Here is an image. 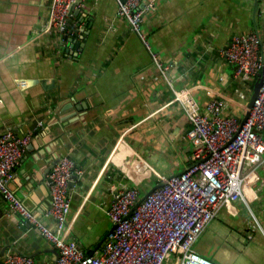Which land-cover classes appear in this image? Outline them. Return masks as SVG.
<instances>
[{"label": "crops", "instance_id": "obj_1", "mask_svg": "<svg viewBox=\"0 0 264 264\" xmlns=\"http://www.w3.org/2000/svg\"><path fill=\"white\" fill-rule=\"evenodd\" d=\"M51 1L0 0V135H31L9 187L54 227L48 175L60 157L71 156L82 173L68 186L64 237L100 254L113 227L107 209L116 188L137 186L144 196L159 174L190 164L191 122L175 88L202 105L223 96L227 114L246 113L257 79L236 77L220 50L236 34L262 31L264 0H156L142 27L171 64L165 75L119 16L118 0H82L66 32L49 25ZM262 172L248 181L246 200L219 210L197 251L220 264H264ZM9 205L0 192V257L14 251L55 264L57 248Z\"/></svg>", "mask_w": 264, "mask_h": 264}, {"label": "built area", "instance_id": "obj_2", "mask_svg": "<svg viewBox=\"0 0 264 264\" xmlns=\"http://www.w3.org/2000/svg\"><path fill=\"white\" fill-rule=\"evenodd\" d=\"M52 0L49 25L66 32L71 3ZM156 0H118V14L126 18L151 51L165 75L171 64L163 63L152 49L142 27L146 11ZM261 32L236 34L220 52L235 65L236 77H262L248 118L226 113L228 102L215 97L202 105L186 88L175 90L174 100L182 103L191 127L187 137L194 150L188 167L171 176L159 174V182L146 197L137 186L121 185L107 209L113 223L100 254L87 253L78 243L67 241L64 228L71 210L68 186L75 167L69 155L60 157L48 175L50 204L47 214L55 225H46L14 193L9 182L23 158L31 135L18 136L8 130L0 135V192L10 201L13 212L38 226L57 248L55 264H220L201 254L196 243L219 210L237 199L246 200L245 187L262 172L264 191V11ZM0 264H36L24 253L10 251Z\"/></svg>", "mask_w": 264, "mask_h": 264}, {"label": "water", "instance_id": "obj_3", "mask_svg": "<svg viewBox=\"0 0 264 264\" xmlns=\"http://www.w3.org/2000/svg\"><path fill=\"white\" fill-rule=\"evenodd\" d=\"M82 2V0H75L71 3L70 5V8H69V14H72V13H77L80 14V9L77 8L76 6L78 4H80ZM258 4V1H256V5ZM43 83H45L43 80H42ZM261 83H262V77L259 76L256 83H255V86H254V91H253V94L251 95V98L250 100L248 101V105H247V110H246V113L244 114V116L241 118V122L244 123L246 121V119L248 118L249 116V113L251 111V108H252V105L254 103V100L257 96V93H258V90H259V87L261 86ZM154 189V188H153ZM151 189L148 193H146L144 195V197H146L149 193H151V191L153 190ZM113 228V227H112Z\"/></svg>", "mask_w": 264, "mask_h": 264}, {"label": "bare ground", "instance_id": "obj_4", "mask_svg": "<svg viewBox=\"0 0 264 264\" xmlns=\"http://www.w3.org/2000/svg\"><path fill=\"white\" fill-rule=\"evenodd\" d=\"M256 5V4H255ZM259 6V5H258ZM261 13V12H260ZM75 28V27H74ZM59 30V29H58ZM60 31V30H59ZM71 31V30H70ZM73 31V30H72ZM58 32V31H57ZM60 33V32H59ZM67 35V34H66ZM71 35V34H70ZM223 46V45H222ZM222 48V47H221ZM220 48V49H221ZM219 49V48H218ZM155 62V61H154ZM162 62H164V61H162ZM230 63V62H229ZM231 64V63H230ZM159 68V67H158ZM235 70V69H234ZM235 72V71H234ZM43 79V78H42ZM41 79V80H42ZM243 81V80H242ZM52 84V83H51ZM173 84H175L174 82H173ZM244 84V83H243ZM167 85V84H166ZM54 86V85H53ZM174 87V86H173ZM46 89V88H45ZM169 89V88H168ZM252 89V88H251ZM175 90H176V88H175ZM221 96H222V94H221ZM223 97V96H222ZM177 101V100H176ZM249 101V100H248ZM174 104V103H173ZM181 104V103H180ZM179 104V105H180ZM86 106V105H85ZM184 110V109H183ZM59 111V110H58ZM237 115V114H236ZM243 115V114H242ZM241 115V116H242ZM40 125V124H39ZM38 125V126H39ZM32 133V132H31ZM37 133V132H36ZM188 133V132H187ZM29 147V146H28ZM71 157V156H70ZM56 158V157H55ZM21 164V163H20ZM80 167V166H79ZM52 168V167H51ZM20 169V168H19ZM49 170V169H48ZM51 171V170H50ZM45 173V172H44ZM177 174V173H176ZM29 176V175H28ZM80 177V176H79ZM13 178H14V176H13ZM46 180V179H45ZM74 180V179H73ZM77 181V180H76ZM71 187V186H70ZM260 187V186H259ZM50 188V187H49ZM152 188V187H151ZM256 188V187H255ZM259 189V188H258ZM49 190V189H48ZM151 190V189H150ZM254 191V190H253ZM14 192V191H13ZM50 192V191H49ZM70 193H71V191H70ZM247 197V196H246ZM258 201V200H257ZM112 202V201H111ZM10 206V205H9ZM37 211V210H36ZM40 212V211H39ZM13 213V212H12ZM43 214V213H42ZM23 221H25V220H23ZM30 222V221H29ZM27 224V223H26ZM111 229V228H110ZM107 236V235H106ZM103 240V239H102ZM105 240V239H104ZM105 242V241H104ZM82 247V246H81ZM102 247V246H101ZM201 253V252H200ZM5 254V253H4ZM91 254V253H90ZM94 254V253H93ZM58 255H59V253H58Z\"/></svg>", "mask_w": 264, "mask_h": 264}]
</instances>
